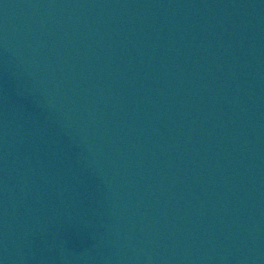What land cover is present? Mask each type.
I'll return each instance as SVG.
<instances>
[{"label":"water","instance_id":"water-1","mask_svg":"<svg viewBox=\"0 0 264 264\" xmlns=\"http://www.w3.org/2000/svg\"><path fill=\"white\" fill-rule=\"evenodd\" d=\"M0 264H264V0H0Z\"/></svg>","mask_w":264,"mask_h":264}]
</instances>
